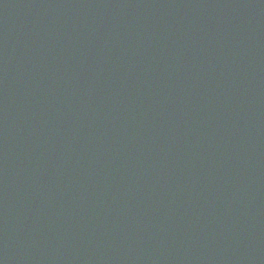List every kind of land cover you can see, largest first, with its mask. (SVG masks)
Returning a JSON list of instances; mask_svg holds the SVG:
<instances>
[{
    "label": "water",
    "instance_id": "95a60500",
    "mask_svg": "<svg viewBox=\"0 0 264 264\" xmlns=\"http://www.w3.org/2000/svg\"><path fill=\"white\" fill-rule=\"evenodd\" d=\"M116 190L145 264H264V0H0V264H125Z\"/></svg>",
    "mask_w": 264,
    "mask_h": 264
}]
</instances>
